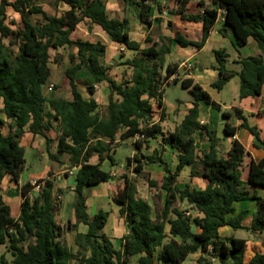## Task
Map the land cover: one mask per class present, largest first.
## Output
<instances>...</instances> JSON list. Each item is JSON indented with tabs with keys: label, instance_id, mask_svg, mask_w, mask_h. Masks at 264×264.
<instances>
[{
	"label": "trees",
	"instance_id": "16d2710c",
	"mask_svg": "<svg viewBox=\"0 0 264 264\" xmlns=\"http://www.w3.org/2000/svg\"><path fill=\"white\" fill-rule=\"evenodd\" d=\"M43 1H53L64 10L60 14H49L41 4ZM118 1L134 9L140 23L148 28L156 21L165 22L163 18L153 16L154 9L163 11V0ZM168 1L172 2L167 10L170 15L202 23L200 39H190L182 30L176 29L173 37L160 36L159 39L149 32L144 45L131 37L129 17L110 16L107 0H1L0 113L5 117L0 116V245H4L13 258L8 260L3 255L0 264H131L135 256H138L137 264H183L196 253H201L197 264H264L262 251H255L247 260L246 238L224 237L220 233L225 226L235 230L246 228L243 225L245 212L233 217L235 202L246 200L258 203L252 224L247 229L264 231V158L252 159L245 164L248 152L235 137L245 128L260 139L258 129L250 125L242 109H224L193 77L173 80L174 84L181 81L182 86L189 89L193 96L192 107L175 131H164L161 124L166 111L165 85L179 70L178 63L166 64L167 56L172 53L174 44L202 49L220 11L224 12L228 25L220 31L224 34L233 31L239 48L253 38L261 53L241 57V70L236 71L227 66L226 50H215L213 69L219 76L212 82V87L221 91L239 76L240 99L263 93L264 0H211V3L199 0L196 11L190 9L193 0ZM9 9L21 17L22 27L17 31L7 23ZM39 14L43 15V20L33 22L31 16ZM82 22L101 27L113 44L124 45L136 52L123 63L132 70L131 74H125L120 82L111 76V67L103 62L107 42L73 38ZM174 26L172 20H168V27ZM12 36L18 41V51L4 41ZM65 46L77 48V53L70 55L71 65L66 70L72 98L48 96L46 89L53 73L51 51ZM82 71L86 74V88L92 95L97 91L96 85L108 82L110 94L102 111L96 98L86 99L80 90L78 74ZM57 88L54 84V89ZM151 99H156L162 109L158 122L154 121ZM201 103L222 112L227 119L224 129L233 141L226 154L219 152L215 132L201 121ZM261 113L264 116V110ZM233 115L242 120L239 125L229 121ZM53 121L61 126L57 153L54 154L50 150L48 134ZM6 127L10 128L8 133L4 132ZM27 130L46 139L50 158L63 164L68 161L78 168L74 226H87L86 232L76 235L78 250L67 244L65 226L56 219L59 201L54 180L40 179L36 184L28 181L21 185L22 203L18 217L13 215L12 206L4 198V178L9 175L19 183L25 168L26 148L21 144V138ZM197 133L210 143L207 152H199ZM131 136L137 138L138 151L128 161L135 162L136 173H143L146 164H156L164 170L161 184L151 178L148 181L153 190L165 193V203L154 208L148 200L138 196L136 184L124 172L111 188L127 228L121 247L117 248L106 230L110 212L99 209L91 216L86 189L111 181L113 175L103 163L109 160L115 165L112 145ZM159 137L177 152L179 163L175 169L158 148L149 155L141 153L147 139ZM262 142L264 145V140ZM64 154L70 156L69 160H61ZM94 155L99 157L97 163L91 162ZM187 166L191 168L192 178L207 180L205 188L195 187L190 182L180 186L178 177ZM36 185H40V191L32 196ZM185 201L191 205V210L180 206L179 203Z\"/></svg>",
	"mask_w": 264,
	"mask_h": 264
},
{
	"label": "rangeland",
	"instance_id": "374dc122",
	"mask_svg": "<svg viewBox=\"0 0 264 264\" xmlns=\"http://www.w3.org/2000/svg\"><path fill=\"white\" fill-rule=\"evenodd\" d=\"M1 2V0H0ZM163 3L165 4L164 7L166 11L164 12L163 18L166 20L169 18H173L172 15H170L167 10L168 7L172 5L171 1L163 0ZM41 4L44 6V9L49 14H60L64 7L57 5L53 1H43ZM109 10L111 17H130L132 19V22L129 27L130 35L133 39L141 41L142 43H145V39L147 34L150 32L155 39H159L160 36L163 37H169L168 34H172L175 31V26L168 27V20L165 22H155L152 28L148 27H142L138 23V18L136 16V13L134 12V9L129 8L126 4L119 2L118 0H110L109 2ZM193 8L196 7V2L192 5ZM158 14V11L155 9L153 12V15L155 16ZM31 19L33 22H39L43 20V15H32ZM7 23L10 25V27L17 31L20 27H22V21L21 17L18 13L13 11L12 9L8 10V18ZM192 36H197V30L190 28L189 29ZM186 34V33H185ZM188 34V33H187ZM1 36V32H0ZM199 37V36H198ZM12 38L14 40H12ZM73 38L75 39H84V40H90V41H98L102 40L105 42L112 43L109 36L101 29V27L96 25L88 24L87 22H82L77 30L73 33ZM12 40V43L10 42ZM8 45H10L14 50L18 51V41H16L15 36H12L9 39L4 40ZM14 42V43H13ZM177 46V44H175ZM180 49V48H179ZM194 50L193 48H190ZM52 60H51V68L53 70L50 83L55 84L58 86L57 89H54V91L47 92L48 96H51L52 94L61 97V98H72V92H71V86L69 84V79L66 76V70L71 65V54L77 53L76 47H69L65 46L58 50H52ZM250 48L246 49L245 53H249ZM134 52L128 50V48L121 49L120 47H113L110 49L109 53L103 58V62L106 65H109L111 67L110 74L112 77L116 78V80L121 81L125 74H131L132 70L129 71V67L124 65L123 63L127 60V58L132 57ZM185 59L182 60L180 57V53L177 52V50L169 54L166 58V64L168 63H178L183 62ZM216 57L215 53L212 52L209 49L197 54L194 56L190 61L186 63V66H183V68L180 71V75L184 77L183 72L185 70H191L193 73L198 74L200 71L197 68V64H204V65H210L211 62H215ZM190 64V65H189ZM130 72V73H129ZM163 74H165V69H163ZM203 77L201 81H204L207 76L203 74ZM85 78L86 74L85 72H80L78 74V84L80 90L83 92L85 98H98V101L100 103L101 109L107 105L108 103V94L109 91H105L101 88V84H99V88H96L99 92L96 95H92L88 92L86 85H85ZM181 80V78H179ZM173 81H169L165 85L164 89V98L166 101L167 106H178V113L176 114V119H171L167 117V113L165 111V118L161 121L162 126L165 130H174L181 118L184 116L186 112L189 111V102L193 104V96L188 88H185L182 86L181 81H179L178 84H176L175 87L172 86ZM235 88L234 84L229 85L225 88L224 92L220 94L215 89L213 90L212 96L217 100L223 97L228 105H233V89ZM102 89V90H101ZM101 91V92H100ZM154 106V115L156 116V119L154 121H160L161 119V112L162 109L158 106L157 100L153 101ZM208 108H211L208 106ZM212 109V108H211ZM215 111V110H214ZM233 111V110H232ZM218 111H215V113ZM201 119L207 120V113L202 110ZM220 118H222V114L218 113ZM0 116L5 117L2 113H0ZM154 116V117H155ZM231 123H234L235 117L231 118L229 120ZM9 122V120H8ZM219 120L216 121L212 118L213 126H220L218 124ZM10 131V128L6 127L4 128V132L8 133ZM61 133V126L58 122L53 121V125L51 126L49 130V135L52 139V145L58 140V137ZM43 139V142L40 140ZM161 139V138H160ZM160 139H147V141L144 143V146L141 150L142 154H152L153 150L155 148H158L162 154L165 160H167L168 163L172 167H176V162L178 161V154L175 150H173L171 147L166 146L162 143ZM137 138H134L133 136L127 137L124 141H119L118 143H114L112 145L113 149H115L114 157L116 159V164L112 165L109 160L105 161L103 163V167L106 170H110L113 175V181L106 184H100L95 185L92 187H88L86 189V194L89 198V208L90 213L93 214L94 212L98 211L99 209H104L110 212V217L108 221V226L106 228L109 236L112 238L115 246L117 248L121 247L122 238L123 235L126 233L127 228L125 225V222L123 218L120 216L119 213V207L120 205L111 197L110 193V187L112 184H117L119 182V179L122 178L121 175L126 172L129 174L131 180L136 184L138 196L148 200L152 206L155 207H162L165 203V193L160 192L158 189H152L149 185L148 179H154L157 180L159 184H161L165 177L164 170L159 167L156 164H146L144 172L141 174L136 173L134 170L135 162L129 163L128 158L133 157L134 154L138 151V149L135 146ZM123 142L126 143L127 146L123 145ZM203 142H208L207 138L200 137L199 138V152L203 149L200 147ZM25 144V143H24ZM26 159L27 162L25 164V168L21 173V182H32L37 183L40 179H47L51 178L55 182V195L58 198L59 201V210L57 212L56 219L59 223L65 226V240L67 244L73 248L74 250H78V245L76 244V235L78 232H86L87 226L84 224H79L77 227L74 226L76 219L74 216V201H75V186H76V178L74 177L76 175L77 167H72L71 164L66 161V163H61L56 160H53L50 158L48 150H47V143L46 139L43 136H38L35 138L29 145L26 144ZM221 151L225 154L227 151L226 145L220 146ZM113 153V151H112ZM64 159H68L69 155L65 154ZM92 161H99L98 158L95 156L92 158ZM178 182L180 186L184 187L187 182H192V184L198 188L202 187V184L200 183V179L192 178L190 176V170L182 171L180 176L178 177ZM4 196L7 201V188L6 185H4ZM15 195H11L8 197L11 202H14L12 206V213L15 216V214L18 216V213H20V207H16L19 202L22 200V196L20 191L14 189L13 193H16ZM40 188H35L31 195L35 196L39 193ZM180 206H182L184 209L191 210V205L188 204V202H180ZM18 210V211H17ZM194 214H196L195 211ZM155 215V214H154ZM245 235L248 236V233L245 232ZM5 255L8 260H12V255L7 252L6 247L4 245H0V259L2 256ZM195 255H192L188 258L186 261V264H197V257H194ZM138 256H135L132 258L131 264H137Z\"/></svg>",
	"mask_w": 264,
	"mask_h": 264
},
{
	"label": "crops",
	"instance_id": "0c3cea01",
	"mask_svg": "<svg viewBox=\"0 0 264 264\" xmlns=\"http://www.w3.org/2000/svg\"><path fill=\"white\" fill-rule=\"evenodd\" d=\"M205 1L207 3H211V0H205ZM109 2H110V0H107V4H109ZM195 2H196V7L193 8L192 5ZM198 2H199V0H193L192 4L190 6V9L192 11H196L198 9ZM109 9L110 8H109V5H108V12L110 14V10ZM165 11H166V9L163 6V11L162 12L158 11V14H156L155 16L153 15L154 18H156V17H160L161 18V16H163ZM118 18H124V17L123 16H121V17L119 16ZM167 20H169V18H167L165 20V24H166ZM170 20H172V22L175 24V30L176 29L177 30H182L184 33H186L188 38L193 39V40H198L202 36V32H203L202 23H196V22L184 20L179 15H174L173 18H171ZM130 21L132 22L131 18H130ZM131 22H130V24H131ZM138 23L141 26V28L142 27L143 28L146 27L145 25L141 24L139 20H138ZM224 24H225L224 12L220 11V17H219L215 27L213 28L207 43L200 50L197 49L196 47H194V50H192L190 48H193V47L184 48V47H180L179 45L175 46V44L172 47V53H174L177 50V52L180 53V57L182 58V60L185 59L181 63L178 62L179 70H178V73L175 75V78L183 79V78H186V77H193L196 82L200 83L202 85V87L204 89H206L211 94V96L213 94V90L212 89H214L211 84L219 76V72L217 70L213 69V66L216 63V61L215 62H211L210 65L197 64L196 66H197V68L200 71L198 74L192 73L191 70H185L183 72L184 77H182L180 75V71L183 68V66H186V63L188 61H190L197 54L209 49V47H210V50L212 52H214L215 50L224 49L228 53V58H227V66H228V68L229 69H234L236 71H240L241 70V64L239 63V59L241 57L250 56V55H259L261 53L253 38H249L248 43L245 46L240 47V48L237 47V45H236L237 38H236V35L234 34L233 31L229 30L226 34H224L223 32L220 31L221 27H224ZM129 27H130V25H129ZM190 28H193V29L197 30V36L194 37V36L191 35V32L189 30ZM173 34L174 33L168 34V36L169 37H173L174 36ZM139 42H141V41H139ZM107 44H108L107 45V53H109L110 49H112L113 47H118V48L120 47L121 49H125L126 48V46H124V45H117V44H113V43H109V42ZM143 44L145 45V43H143ZM249 48H250V52L249 53H245L246 49H249ZM128 50L136 53L134 50H131V49H128ZM134 55L135 54H133V56ZM132 57H129V58H132ZM201 67L203 68L202 70H200ZM130 70L131 69H129V71ZM189 72H190V74H189ZM202 73L207 76V78H205L204 81H201V79L203 77ZM118 82H120V81H118ZM231 84L235 85V88L233 89V92H232L233 93V102H234L233 105H228L227 101L223 97H221L220 99H217V100L213 96L212 97L217 102H219L223 106V108L226 109V110H231L232 111V110H234V108H237V107L242 109V111H243L242 114L245 115L248 118V121H249L250 125L255 126L258 129L259 135H260V139H258L255 135H253L249 130H247L245 128L240 129L238 131V133L235 135V137L237 139H239L244 144V146L246 147V150L248 152V156L246 158L245 164H247L250 161H252V159L259 160V159L264 158V145H263V142H262V140H264V116L261 113L264 110V89H263V93L260 96L240 99V78H239V76H236L224 87L223 90L218 91V92L220 94H222L224 92L225 88L228 87ZM172 86L175 87L176 84H172ZM101 88L104 89L105 91H107V89H108L109 94H110V89H109L108 82L105 81V82L101 83ZM98 92L99 91L97 90L95 95ZM109 94H108V96H109ZM86 99H90V98H86ZM96 100L98 101V98H96ZM163 100H164V106L166 108L167 117H169L171 119H176V114L178 113V108L179 107L175 106V105L167 106L165 104L166 103L165 98H163ZM188 104L190 105L189 106V109H190L193 104L190 103V102ZM99 105H100V103H99ZM200 109H201V112H202V110H204L207 113V116H205V117H207V120L201 119V121L203 123L208 124L209 129L215 132V135H216V137L218 139L217 148H218V150H219V152L221 154H224V153H223V151H221L220 146L221 145H226L227 146V151L225 152V154H226L230 150V147H231L232 141H233V137H229L226 134L225 129H224L227 119H225L224 117L220 118L218 113L222 114V112L218 111V112L215 113V111H217V110H215L213 108L212 109L208 108V106H206L203 103H201ZM100 110L102 111L101 106H100ZM186 114H187V112L184 114V116ZM201 115H202V113H201ZM184 116L181 118L179 124L183 120ZM222 116H223V114H222ZM233 117H235V121H234L235 125H239L242 122V120L237 118L235 115H233ZM212 118L214 120L216 119V121L219 120V122H218V124L220 125L219 127H218V125L217 126H215V125L213 126ZM154 119H156V116L154 117ZM156 122H158V120ZM179 124H178V126H179ZM163 129H164V127H163ZM175 129L174 130H165L164 129V131L173 132V131H175ZM48 134H49V131H48ZM38 136H40V135H35L34 133H32V132L27 130L25 132V134L23 135V137L21 138V144L24 147H26V144L29 145ZM196 137H197V148H198L199 147L200 135L197 133ZM160 138L161 137H159L158 139H160ZM160 140L162 141V138ZM41 141L43 142V139L40 140V142ZM115 143H118V142H115ZM123 145L127 146L125 142H123ZM164 145H166V144H164ZM57 147H58V140L52 145V139H51V144H50V148L51 149L50 150H51V152L53 154L57 153ZM200 147L203 149L201 152H203V151L207 152L209 150V148H210V143L209 142H203L202 145H200ZM47 150H48V145H47ZM64 155H62L60 157L61 160H69L70 156L68 157V159H64V157H63ZM95 156L99 160L98 155H94L92 158H94ZM92 158H91V162H93ZM93 163H97V161H94ZM178 163H179V158H178V161L176 162V167H177ZM176 167H172V168L175 169ZM187 169L190 170V172H191V168L189 166L185 167L183 169V171H185ZM77 171L78 170H76V174H77ZM74 177L76 178V175ZM194 178L200 179V183L202 184V187H200V188H205L206 187L207 180H205V179H203L201 177H194ZM112 181H113V178L111 179L110 182H112ZM110 182H107V183H110ZM190 183L192 184V182H190ZM22 184L23 183L21 182V179H20L19 183H16V182H14L11 179V177L9 175L6 176L4 178V180H3V182H2L3 192L5 190L4 189V185H6V188H7V203H9L13 207H14V205H13L14 202H11V200L8 197H10L11 195L17 194V191H16V193H13L14 189L20 191V193H21V185ZM101 184H106V183H101ZM112 185H114V184H112ZM112 185L110 187V193H111V197L113 198V194H112V190H111ZM4 198H5V196H4ZM5 200H6V198H5ZM21 203H22V200L16 206V207H20V212H21ZM87 203H88V211L90 213L89 198H88V202ZM235 207H236V211L233 214V217L238 216L241 212H245L246 213V215L244 217V220H243V225H245L246 228L245 229L235 230V229H233V228H231L229 226H225V227H222L220 229V233L224 237L236 236V237L246 238L247 241H248V250H247L246 257H247V260H249V259L252 258V256L254 255L255 251L264 252V231L263 232H252L250 229H247L252 224L254 215H255V213L257 211L258 203H257V201H249V200L238 201V202H235ZM96 212H94L93 214L90 213V215L93 216ZM19 215H20V213H18V216ZM18 216L15 214V217H18ZM245 232L248 233V236L245 235ZM192 255H195L194 257H197V260H198V258L201 256V253L191 254L189 257H191ZM188 258H187V260H188ZM186 261L183 264H186L187 263ZM195 264H196V262H195Z\"/></svg>",
	"mask_w": 264,
	"mask_h": 264
},
{
	"label": "built area",
	"instance_id": "2783aa9c",
	"mask_svg": "<svg viewBox=\"0 0 264 264\" xmlns=\"http://www.w3.org/2000/svg\"><path fill=\"white\" fill-rule=\"evenodd\" d=\"M174 79H175V76H173V77L171 78V80H169V81H173ZM169 81H168V82H169ZM168 82H167V83H168ZM167 83H166V84H167ZM96 88H99V85H96ZM53 90H54V84H53V83H50L49 86H47V91H48V92H51V91H53ZM154 100H156V99H151L152 104H153V101H154ZM34 184H36V183H34ZM35 188H40V185H36Z\"/></svg>",
	"mask_w": 264,
	"mask_h": 264
},
{
	"label": "water",
	"instance_id": "95a60500",
	"mask_svg": "<svg viewBox=\"0 0 264 264\" xmlns=\"http://www.w3.org/2000/svg\"><path fill=\"white\" fill-rule=\"evenodd\" d=\"M227 26H228L227 24H224V27H227ZM202 69H203V68L201 67L200 70H202ZM189 74H190V72H189Z\"/></svg>",
	"mask_w": 264,
	"mask_h": 264
}]
</instances>
